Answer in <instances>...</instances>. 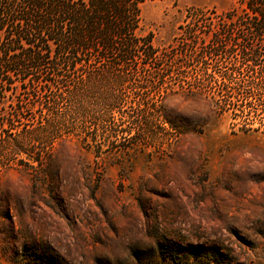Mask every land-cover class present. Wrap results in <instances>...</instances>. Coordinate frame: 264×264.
<instances>
[{"label":"rangeland","instance_id":"1","mask_svg":"<svg viewBox=\"0 0 264 264\" xmlns=\"http://www.w3.org/2000/svg\"><path fill=\"white\" fill-rule=\"evenodd\" d=\"M240 4L148 0L140 35L152 33L158 51L152 59L139 56L125 67L133 83L147 85L168 70L167 81L193 79V72L180 76L178 68L202 60L181 52L242 35L239 29L221 32L210 19ZM230 62L207 60L210 66ZM35 75L41 84L28 81L13 99H3L7 105L23 100L27 106L16 123L22 135L15 138L26 144V130L37 127L34 121L42 117L43 99L35 92L57 91L54 78L50 88L43 86L47 69ZM164 91L163 110L180 133L163 151L101 146L103 153L97 155L96 147L63 137L48 142L52 155L42 169L12 163L0 172V264L31 253L46 254L54 264H264V128L258 123L249 125L250 131L234 126L238 121L230 115H217L208 99L184 93L179 85ZM0 145L1 160L11 157Z\"/></svg>","mask_w":264,"mask_h":264},{"label":"trees","instance_id":"2","mask_svg":"<svg viewBox=\"0 0 264 264\" xmlns=\"http://www.w3.org/2000/svg\"><path fill=\"white\" fill-rule=\"evenodd\" d=\"M147 1L0 0V144L11 152L6 160L0 158V172L12 163L42 169L52 155L48 142L63 137L96 147L97 155L103 153L101 146L107 151H129L137 146L163 151L180 133L163 110L164 89L172 85L208 99L214 113L238 121L234 126L242 124L250 131L248 126L258 123L264 128V0H241L216 21L210 18L211 26L221 32L239 29L242 35L233 41L218 38L212 48L201 51L184 49V57L202 60L199 65L178 68L180 76L193 72V79L167 81L172 74L168 70L166 76L146 85L133 83L125 67L139 56L152 59L158 51L152 33L140 35ZM196 11L206 16L204 10ZM189 36L193 39V32ZM256 41L259 46H254ZM208 58L231 62L210 66ZM41 69H47L48 75L44 88H50L54 78L57 91L35 92L43 99L42 117L34 121L37 127L26 130L30 144L15 141L22 135L17 119L27 106L23 100L7 105L3 99H13L14 92L18 94L28 81L41 84L35 75ZM149 83L157 93L148 91ZM130 87L135 92L130 93ZM39 130L53 132L36 135ZM41 144L43 148L35 149ZM43 255L31 253L10 263L54 264Z\"/></svg>","mask_w":264,"mask_h":264}]
</instances>
